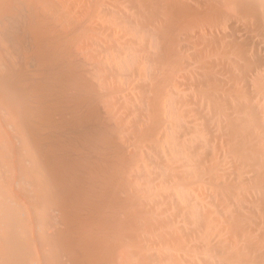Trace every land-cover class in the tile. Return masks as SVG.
Here are the masks:
<instances>
[{"label":"bare ground","instance_id":"obj_1","mask_svg":"<svg viewBox=\"0 0 264 264\" xmlns=\"http://www.w3.org/2000/svg\"><path fill=\"white\" fill-rule=\"evenodd\" d=\"M0 264H264V0H0Z\"/></svg>","mask_w":264,"mask_h":264}]
</instances>
